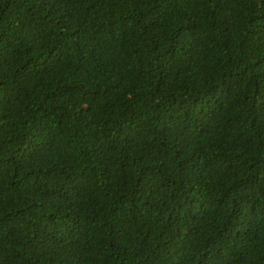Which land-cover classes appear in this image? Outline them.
<instances>
[{
	"label": "trees",
	"instance_id": "1",
	"mask_svg": "<svg viewBox=\"0 0 264 264\" xmlns=\"http://www.w3.org/2000/svg\"><path fill=\"white\" fill-rule=\"evenodd\" d=\"M0 264H264V0H0Z\"/></svg>",
	"mask_w": 264,
	"mask_h": 264
}]
</instances>
